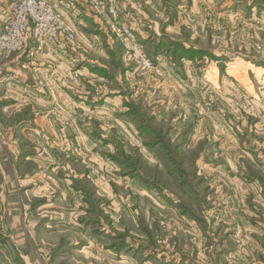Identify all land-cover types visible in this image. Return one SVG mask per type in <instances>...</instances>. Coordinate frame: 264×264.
Wrapping results in <instances>:
<instances>
[{
    "label": "rangeland",
    "instance_id": "rangeland-1",
    "mask_svg": "<svg viewBox=\"0 0 264 264\" xmlns=\"http://www.w3.org/2000/svg\"><path fill=\"white\" fill-rule=\"evenodd\" d=\"M120 1L0 84V264H264V0Z\"/></svg>",
    "mask_w": 264,
    "mask_h": 264
},
{
    "label": "crops",
    "instance_id": "crops-1",
    "mask_svg": "<svg viewBox=\"0 0 264 264\" xmlns=\"http://www.w3.org/2000/svg\"><path fill=\"white\" fill-rule=\"evenodd\" d=\"M11 0H0V28L3 27L10 20V12L9 5ZM51 3L55 9L66 18V22L72 27L75 31L77 39L79 36L80 43H87L90 48H92L91 41L98 40L100 41L98 36L93 32L96 30V26L98 23L97 17L92 13L91 8L87 5L85 0H47ZM113 3V5L117 6V0H109ZM133 3L131 0L120 1V3ZM108 4V2H107ZM118 7V6H117ZM132 9L129 10L131 12ZM71 19H75L76 22L73 23ZM79 19V21L77 20ZM79 22V34L75 26H78ZM102 28V27H101ZM143 39V38H142ZM91 40V41H90ZM69 41L67 38L63 37L59 40V42L54 46H49L46 49L39 51L34 45L32 38L29 37V43L22 56H13V58H2L0 56V84L4 81V76L11 75L14 78L13 84L19 86L21 89L33 92V94L42 88L33 82L32 78L27 77V73L25 71L26 68H30L29 70H40V71H49L53 70H66L67 67H63L64 64H71L72 61L79 63V56H73V54L69 53ZM72 43V42H71ZM82 45V44H81ZM83 53L85 50H82ZM85 54V53H84ZM82 54V55H84ZM102 54V53H101ZM106 55V54H102ZM21 61L23 66H21ZM83 61H86L85 59ZM87 62V61H86ZM78 67V66H76ZM24 70L23 72H20ZM69 70V68H68ZM87 70V69H85ZM40 71H37L40 73ZM93 76V75H92ZM35 78V76L33 77ZM12 82V81H11ZM9 84V85H13ZM3 85V84H2ZM0 86V90H1Z\"/></svg>",
    "mask_w": 264,
    "mask_h": 264
},
{
    "label": "built area",
    "instance_id": "built-area-1",
    "mask_svg": "<svg viewBox=\"0 0 264 264\" xmlns=\"http://www.w3.org/2000/svg\"><path fill=\"white\" fill-rule=\"evenodd\" d=\"M93 10L107 11L115 25H120L116 7L109 0H87ZM108 2V4H107ZM125 39L134 42L135 37L121 25ZM39 51L56 45L63 37L70 41L76 38L75 31L62 15L46 0H14L9 23L0 33V56H9L25 47L28 32Z\"/></svg>",
    "mask_w": 264,
    "mask_h": 264
}]
</instances>
